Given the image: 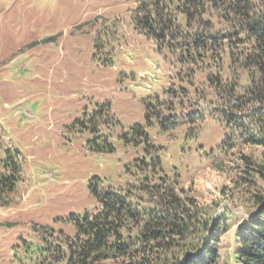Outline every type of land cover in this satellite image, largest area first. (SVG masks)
I'll return each mask as SVG.
<instances>
[{
  "label": "rangeland",
  "instance_id": "1",
  "mask_svg": "<svg viewBox=\"0 0 264 264\" xmlns=\"http://www.w3.org/2000/svg\"><path fill=\"white\" fill-rule=\"evenodd\" d=\"M134 8L126 0H0V146L20 167L13 201L0 206V264L55 262V248L76 235L74 218L100 206L94 178L146 201L166 177L225 226L221 263L256 210L264 179L252 187L239 155L260 157L264 148L218 154L231 129L206 73L160 52L135 29ZM189 114L196 123H158ZM135 124L149 134L146 144L123 138Z\"/></svg>",
  "mask_w": 264,
  "mask_h": 264
},
{
  "label": "trees",
  "instance_id": "2",
  "mask_svg": "<svg viewBox=\"0 0 264 264\" xmlns=\"http://www.w3.org/2000/svg\"><path fill=\"white\" fill-rule=\"evenodd\" d=\"M126 1L135 5V29L152 39L160 52L206 73L217 110L231 129L218 154L225 156L230 149L246 145L264 148V0ZM197 119L189 114L182 121L162 117L158 123L166 129ZM129 134L123 135L126 142L150 141L142 125L131 126ZM4 150L0 206L13 201L10 194L20 173L11 151ZM239 158L242 177L257 187V178L264 179V155L242 153ZM218 160L215 168L224 170L226 163ZM166 179L159 177L151 185L150 198L140 201L129 189L112 191L94 178L90 189L99 208L74 218L76 235L55 248L56 260L48 264H264V193L255 195L256 210L240 224L232 255L221 263L218 246L225 226L206 217L195 198L181 196ZM227 218L220 222L226 225ZM49 249L44 246L43 254Z\"/></svg>",
  "mask_w": 264,
  "mask_h": 264
}]
</instances>
